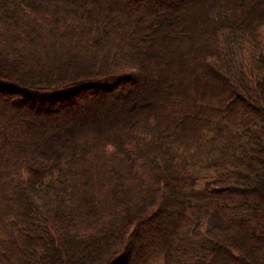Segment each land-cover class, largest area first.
<instances>
[{
    "label": "trees",
    "instance_id": "obj_1",
    "mask_svg": "<svg viewBox=\"0 0 264 264\" xmlns=\"http://www.w3.org/2000/svg\"><path fill=\"white\" fill-rule=\"evenodd\" d=\"M172 8L0 0V264H264V0Z\"/></svg>",
    "mask_w": 264,
    "mask_h": 264
},
{
    "label": "rangeland",
    "instance_id": "obj_2",
    "mask_svg": "<svg viewBox=\"0 0 264 264\" xmlns=\"http://www.w3.org/2000/svg\"><path fill=\"white\" fill-rule=\"evenodd\" d=\"M190 2V0H173V8H172V10L174 11V12H176V11H179V10H181L182 8H185L186 6H188V3ZM134 96V95H133ZM111 97H112V99L114 100H112L111 99ZM111 97H110V99H111V101H113L114 103H119V102H117L116 100H115V97L113 96V95H111ZM131 99V98H130ZM129 100V99H128ZM128 100H122L123 102H127ZM103 101V98H99L98 100H96L94 103L96 104V103H98V104H100L101 102ZM94 103H92L93 105H94ZM80 113H82L83 111H79ZM108 132H110V130L108 131Z\"/></svg>",
    "mask_w": 264,
    "mask_h": 264
},
{
    "label": "bare ground",
    "instance_id": "obj_3",
    "mask_svg": "<svg viewBox=\"0 0 264 264\" xmlns=\"http://www.w3.org/2000/svg\"><path fill=\"white\" fill-rule=\"evenodd\" d=\"M137 81V80H136ZM136 81L134 83H131L130 81L129 82H126L125 84H129V85H134L136 83Z\"/></svg>",
    "mask_w": 264,
    "mask_h": 264
}]
</instances>
